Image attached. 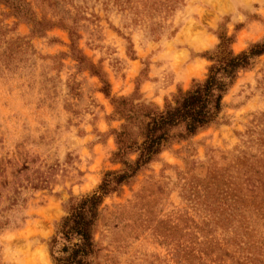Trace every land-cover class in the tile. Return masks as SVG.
Listing matches in <instances>:
<instances>
[{"label": "rangeland", "instance_id": "374dc122", "mask_svg": "<svg viewBox=\"0 0 264 264\" xmlns=\"http://www.w3.org/2000/svg\"><path fill=\"white\" fill-rule=\"evenodd\" d=\"M27 1L38 20L63 18L74 28L75 45L104 73L111 96L127 98L138 65L119 53L138 59L126 33L147 29V21L121 11L115 0ZM0 27L12 30L0 54L10 39L25 44L0 70V202L6 205L0 215L9 216L0 221V264H43L33 240L54 229L73 201L95 191L105 172L122 168L114 161L112 132L124 121L100 92L98 78L70 57L67 30L30 37L32 24L9 17L3 5ZM263 39L264 33L248 30L233 35L237 51ZM226 97L217 124L174 142L103 199L94 231L97 264H264V59L241 72ZM70 127L79 140L97 139H89L83 153L68 152L62 168ZM75 162L88 166L73 174ZM18 209L27 213L20 223Z\"/></svg>", "mask_w": 264, "mask_h": 264}, {"label": "clouds", "instance_id": "9594fccd", "mask_svg": "<svg viewBox=\"0 0 264 264\" xmlns=\"http://www.w3.org/2000/svg\"><path fill=\"white\" fill-rule=\"evenodd\" d=\"M155 2L160 11L147 20V29H129L126 33L131 41V55L138 59L130 60L128 55L119 53L126 63L138 65L131 90L126 97L133 105L154 109L165 120L169 114H173V122L166 125L167 127L178 126L177 121L183 124L193 122L194 116L189 115V112L206 119L213 107L219 108L227 99L222 95L229 78V72L224 70V65L233 59L237 60L239 65L242 60L241 52L244 50L237 51L236 42L232 39L234 33L238 30L264 33V0ZM205 12L209 14V20L202 22L201 14ZM241 25L244 27L241 28ZM197 34L205 43L194 39ZM259 56L264 59V53ZM236 71L239 72V67ZM192 98H198V103L189 107L186 102ZM177 113L179 115H176ZM145 120L151 123L150 116L145 117ZM80 127L85 128V125ZM77 131L76 127H70L68 134L63 137L69 146L61 149L59 159L62 168L68 167L64 162L68 152L79 148L83 153L84 145L89 139H97L96 134H89L88 138L79 140ZM98 132L106 133V129L98 128ZM73 141L75 143H72ZM107 143H112L110 135L107 137ZM95 146L103 147L100 144ZM94 152L93 148V154ZM80 159L84 161L85 156L81 154ZM90 159L89 157L88 160ZM87 166V163L75 162L73 174L75 169L83 170ZM76 195H79V190ZM5 207L6 205L0 202V212H3ZM89 209L90 204L81 206L73 201L54 229L49 228L42 236L33 240V244L39 245L44 258L43 264H83L81 257L84 253L78 252L74 255L73 246L84 240L77 227V213L87 221L91 218ZM26 215V212L16 210V223H20L19 217ZM8 218V214L0 215V221ZM89 232L92 236L91 231Z\"/></svg>", "mask_w": 264, "mask_h": 264}, {"label": "trees", "instance_id": "16d2710c", "mask_svg": "<svg viewBox=\"0 0 264 264\" xmlns=\"http://www.w3.org/2000/svg\"><path fill=\"white\" fill-rule=\"evenodd\" d=\"M41 3L47 2L45 0H38ZM134 0H115V4L121 11L129 10L135 17H139L141 21L145 22L149 18L155 16L160 11L155 0H135L137 6H132ZM0 5L9 9V17H15L32 24L30 37L42 36L45 31L53 28H61L68 31L71 41L70 51L73 60H75L80 69L88 70L92 76L98 78L101 83L100 92L110 100L114 106L115 113L124 121L120 130L113 131L115 138L116 152L113 154L114 161L121 164L120 170L107 171L104 173L101 183L95 191L89 195H85L76 200V203L90 204L91 218L85 221L79 213H77V227L84 236L82 243L73 246V254L83 252L81 257L83 264H97L96 260L99 258L100 249L97 247L95 240L92 239L100 216V206L103 199L108 195L116 193L122 186L129 185V183L150 163L154 162L157 157L165 150H167L174 142L183 141L196 136L199 132L217 124L221 120V114L224 109V102L219 108L213 107L206 119H203L199 114L189 112L193 115V122L183 124L177 121L178 126L167 127L169 123L173 122V114H169L165 120L154 109L146 106L133 105L129 98L112 97L110 92V85L104 73L97 70L96 67L87 60L86 56L77 48L74 42V37L77 34L74 28L68 27L64 24V19L60 18L58 22L46 20H38L32 5L27 0H0ZM8 29L0 27V43L3 39L6 40ZM151 31V30H150ZM233 39V38H232ZM130 44V39H126ZM21 38L15 40L10 39L8 42L7 52L0 54V70L9 67L15 59V55L20 52ZM260 53H264V39L256 43L250 44L243 52H241L242 60L237 64V60H229L224 65V70L229 72V78L226 85H224L223 96H226L232 86L235 84L241 72L248 70L254 60ZM251 57V58H249ZM239 67V72L236 71ZM231 70V71H230ZM198 103V98H192L186 104L191 107ZM176 115H179L177 113ZM151 117V123L145 120V117ZM134 155V159H129ZM111 179H108V178ZM72 204V203H71ZM70 204V205H71ZM99 205V207H97ZM63 217L61 218V220ZM60 220V221H61ZM59 221V222H60ZM92 236H90V232ZM79 239V238H77Z\"/></svg>", "mask_w": 264, "mask_h": 264}]
</instances>
